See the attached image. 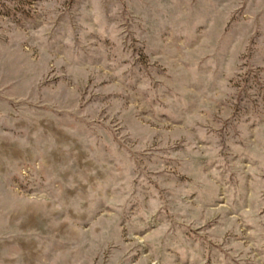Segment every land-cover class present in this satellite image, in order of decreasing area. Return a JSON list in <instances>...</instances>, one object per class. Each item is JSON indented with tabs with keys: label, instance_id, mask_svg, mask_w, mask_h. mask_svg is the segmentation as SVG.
<instances>
[{
	"label": "rangeland",
	"instance_id": "obj_1",
	"mask_svg": "<svg viewBox=\"0 0 264 264\" xmlns=\"http://www.w3.org/2000/svg\"><path fill=\"white\" fill-rule=\"evenodd\" d=\"M0 264H264V0H0Z\"/></svg>",
	"mask_w": 264,
	"mask_h": 264
}]
</instances>
